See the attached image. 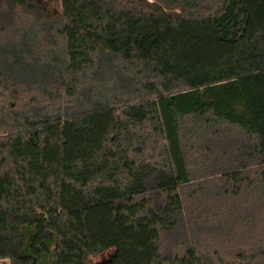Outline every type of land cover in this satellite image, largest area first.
<instances>
[{
  "label": "trees",
  "instance_id": "obj_1",
  "mask_svg": "<svg viewBox=\"0 0 264 264\" xmlns=\"http://www.w3.org/2000/svg\"><path fill=\"white\" fill-rule=\"evenodd\" d=\"M59 1L0 0V260L264 264V0Z\"/></svg>",
  "mask_w": 264,
  "mask_h": 264
},
{
  "label": "rangeland",
  "instance_id": "obj_2",
  "mask_svg": "<svg viewBox=\"0 0 264 264\" xmlns=\"http://www.w3.org/2000/svg\"><path fill=\"white\" fill-rule=\"evenodd\" d=\"M41 1H43V4L46 5V1H48V0H41ZM59 5H60L59 0H52V7H54V6L56 7ZM114 253H115V249H110V250H108L102 254L91 257L90 261H91V263H97V262L109 260L113 257ZM0 263H10V262H9V260L5 259V260H1Z\"/></svg>",
  "mask_w": 264,
  "mask_h": 264
},
{
  "label": "crops",
  "instance_id": "obj_3",
  "mask_svg": "<svg viewBox=\"0 0 264 264\" xmlns=\"http://www.w3.org/2000/svg\"><path fill=\"white\" fill-rule=\"evenodd\" d=\"M1 261V260H0ZM0 264H10V263H0Z\"/></svg>",
  "mask_w": 264,
  "mask_h": 264
}]
</instances>
